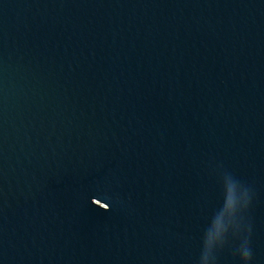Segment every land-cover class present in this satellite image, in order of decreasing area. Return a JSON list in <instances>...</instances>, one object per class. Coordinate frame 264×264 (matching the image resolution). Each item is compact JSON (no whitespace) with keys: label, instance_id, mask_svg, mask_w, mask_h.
I'll list each match as a JSON object with an SVG mask.
<instances>
[{"label":"water","instance_id":"1","mask_svg":"<svg viewBox=\"0 0 264 264\" xmlns=\"http://www.w3.org/2000/svg\"><path fill=\"white\" fill-rule=\"evenodd\" d=\"M0 264H264V0H0Z\"/></svg>","mask_w":264,"mask_h":264}]
</instances>
